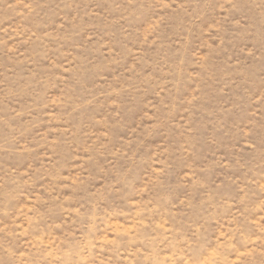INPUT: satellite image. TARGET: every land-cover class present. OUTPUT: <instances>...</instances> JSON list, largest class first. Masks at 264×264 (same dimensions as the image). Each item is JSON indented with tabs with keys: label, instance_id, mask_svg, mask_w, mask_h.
<instances>
[{
	"label": "rangeland",
	"instance_id": "374dc122",
	"mask_svg": "<svg viewBox=\"0 0 264 264\" xmlns=\"http://www.w3.org/2000/svg\"><path fill=\"white\" fill-rule=\"evenodd\" d=\"M0 264H264V0H0Z\"/></svg>",
	"mask_w": 264,
	"mask_h": 264
}]
</instances>
